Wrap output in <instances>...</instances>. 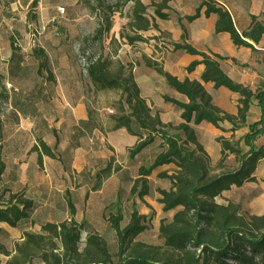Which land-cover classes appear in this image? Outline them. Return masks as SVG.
Returning a JSON list of instances; mask_svg holds the SVG:
<instances>
[{
	"label": "rangeland",
	"instance_id": "obj_1",
	"mask_svg": "<svg viewBox=\"0 0 264 264\" xmlns=\"http://www.w3.org/2000/svg\"><path fill=\"white\" fill-rule=\"evenodd\" d=\"M144 1L149 5L147 12L152 17L155 27L152 29V36L148 32L145 36L147 40L137 41L133 45L130 44L127 37H123L134 35L128 27V16L134 7V3L128 0H106L107 4L118 7L120 16L123 18L121 19L120 34L115 35V43L107 42L106 36H103L101 40L94 38V31L97 27V18L92 15L93 6H97L95 0H39L36 7L29 3L25 19L26 25L22 26L20 20V33H16L15 36H11L9 30L6 31V29H8V25L17 21H0V47L14 41L17 45L27 49L32 47L34 43L38 44L39 39L41 43L45 39L48 54L54 60L57 68H67L64 67L66 66L64 63L67 62L77 65L75 71L78 74L74 76L76 78L75 87L73 86L74 81H72L73 76L70 74L65 76L66 88L71 86L72 90L73 88L75 90L73 92L80 91L82 96L80 102L87 108L88 118L91 121V125L85 128L84 136L79 138L72 136V129L62 128L59 130L60 141L56 147V138L48 133L45 137L51 140L49 145L56 153V158L45 159L44 156L42 163H39L33 132L28 131V126L24 125L23 122L20 124H23L25 128L18 129L14 118L9 113L10 109H8L7 103L2 101L0 104V148L7 171L3 180L0 181V191L5 188L12 192L23 191L25 197L38 199L41 204L32 213V219L37 223L31 224L29 230L33 233L43 232L42 227H40L42 222L60 223L74 218L75 222L79 224L85 220V227L81 228L80 250L86 246L87 237L90 233H99L106 237L109 249L114 256V262H119L120 257L114 254L118 244L114 231L109 225L108 217L116 214L118 209L123 214L122 225L127 223L132 206L137 209L139 214L147 216L150 227L137 239L151 245L162 243L158 235L159 221L162 218L170 217V213L165 215L160 207L158 188H169L170 182L169 179L159 178L158 173H173L175 168L171 164L155 169L148 180V195H145L144 198H141L137 193H132V187L138 177V166L151 165L154 156L161 151L159 146L161 140L157 139L149 152L138 155L135 161L130 162V149L134 146L135 139L125 131L119 132L112 129L111 117L116 114V108L114 105L112 106V103L118 101L120 94L115 90L96 92L92 88L89 78L82 71L83 67L79 62L78 53L81 51L87 55V58L93 55L109 58L112 62V70H117L120 63L133 66L141 64L142 68L139 71L136 70V76L142 86L149 87V84L153 82L164 92L166 91L164 78L159 76L157 79H152L149 67L147 68L142 61L145 53L151 49V45L154 46L152 48V50H156L153 53L154 60H159L167 71L182 78L186 73V53L183 50L176 52L172 43H182L177 34L179 30L190 32L192 41H199L201 32L198 27L201 21L197 18L193 20L187 18L194 15L192 11L190 15L180 16L179 13L182 11L177 8H165L162 11L170 17L161 19L155 14V9L158 8L156 3L152 0ZM221 1L228 4L234 13L242 11L249 14L250 19L252 15H255L258 20L264 18V0ZM61 7L65 8L64 12L60 11ZM0 12L4 13L2 8H0ZM40 16H43L45 20V30L43 34L38 35L36 29ZM183 19V24L186 27L182 24ZM205 29L208 38H211L207 25H205ZM210 45L223 47L227 50L223 38H212ZM257 46L258 48L255 46L253 48L238 47L234 65L245 74L260 77V83L257 87L259 88L264 83V42L262 45L257 44ZM5 86L7 87V84ZM210 90L214 93V103L221 108L223 107V110L227 108V111L237 113L240 103L232 94L225 91ZM165 95L170 96V94ZM64 98L66 101L74 99L73 96L68 95ZM64 98L62 96L58 98V108L65 107ZM76 98L78 101L80 97L77 96ZM252 103L247 114L246 124L237 130H231L232 125L228 121L222 123L221 129L206 122L192 125L198 135L199 142L209 154L212 174H221L240 168L242 164L241 155L237 157L229 150H226L223 155V142L224 140L228 141L232 147L240 149L242 152L249 150V147L244 143V136L248 133V125L258 119L260 114L256 100L253 99ZM151 105L153 112L158 113L161 119L166 120L163 123L167 124L169 129L175 133L173 127L182 122L180 110L160 98H155ZM255 146H264V135L255 141ZM132 165L135 169H132L130 177L124 182L117 180L115 175L117 169L122 168V166L133 167ZM254 176H256L255 184L245 182L240 187H235L226 194L217 197L216 201L222 204H238L241 207L240 214L243 216L263 214L264 158L258 161ZM141 185L142 181L137 186V191L142 188ZM70 202L75 208L73 216L72 211H70ZM9 228H11L12 233L4 242L9 249L13 250L15 243L20 242L24 232L22 227ZM3 240L0 238V242ZM55 252L58 254L62 252L60 241H58V248ZM8 258V256L0 253V264H5ZM28 264L47 263L36 257ZM211 264L216 263L213 261Z\"/></svg>",
	"mask_w": 264,
	"mask_h": 264
},
{
	"label": "trees",
	"instance_id": "obj_2",
	"mask_svg": "<svg viewBox=\"0 0 264 264\" xmlns=\"http://www.w3.org/2000/svg\"><path fill=\"white\" fill-rule=\"evenodd\" d=\"M95 1L97 6H93V11L99 20L94 38L101 40L110 29V15L118 7L107 4L106 0ZM128 1L134 3L128 27L136 33L126 37L130 43L134 40L145 41L138 31H146L151 25L150 18L146 16L148 5L142 0ZM37 2L38 0H33L31 5L36 7ZM156 5V16L168 19L169 15L162 11L168 8V0H161ZM202 8H205V16L210 13L219 16L215 26L216 33H228L235 46L251 48L253 43L257 44L264 38V18L258 20L252 15L248 30L240 32L228 8L217 0H205L196 13L187 18H198ZM14 43H11L12 46ZM173 46L175 50L183 49L190 55L202 57L186 67L188 73H192L199 64L204 65L199 79H180L167 71L161 62L143 57L147 67L154 69L172 89L186 98L182 101L164 96L166 102L181 110L182 122L173 127L175 133L162 122L158 113L153 112L142 96L133 76V65L120 63L117 70H112L109 58L94 55L87 58V78L94 90H115L120 94V98L114 103L116 114L112 115V120L115 121V129L125 127L130 135L138 137L136 144L130 149V158H134L157 139L161 140V151L151 165L139 167L132 193L144 198L149 190L147 178L152 172L166 164L175 166L173 173L159 174V177L170 180L171 187L158 188V201L166 215L173 212L172 216L159 221L158 235L162 243L151 245L137 239L150 227L147 216L134 209L129 221L122 225L123 214L117 208V213L110 215L108 222L117 239L118 246L114 254L120 257L119 262L113 261L114 256L106 237L96 232L89 234L86 246L80 250V234L81 228L85 227V220L77 224L71 218L60 223L41 224L43 232L25 231L13 250L4 242L10 237L9 231L0 227V238L4 239L0 242V253L9 257L5 264H28L36 257L47 264H211L213 261L216 264H264V213L243 216L238 204L216 201L217 197L232 186L240 187L245 182L256 180L254 172L258 161L264 158V146H255V141L264 135V85L254 89L232 79L220 64L222 60L229 59L227 56L202 52L186 42H177ZM208 82H212L216 89L225 87L239 93L240 104L236 114L228 113L214 103L212 94L203 85ZM253 99L260 107L261 114L258 120L248 125V133L244 136V143L249 150L242 152L232 147L228 141L223 142V155L226 150L237 157L241 155L240 168L212 174L209 154L199 142L192 125L205 121L221 129L222 123L228 121L232 125L231 130H237L246 124ZM39 147L41 153L56 158L53 148L43 140H40ZM41 156L40 154V159ZM5 170L0 154V181ZM141 181L142 188L137 191ZM37 207L38 203L25 197L22 192H12L5 188L0 193V222H6L11 227H18L20 223L35 224L32 213ZM70 211L73 216L75 208L72 202ZM58 241L62 245V252L59 254L55 252Z\"/></svg>",
	"mask_w": 264,
	"mask_h": 264
},
{
	"label": "crops",
	"instance_id": "obj_3",
	"mask_svg": "<svg viewBox=\"0 0 264 264\" xmlns=\"http://www.w3.org/2000/svg\"><path fill=\"white\" fill-rule=\"evenodd\" d=\"M32 1L33 0H11V1L1 0L0 1V8H2V11L4 12V13L0 12V21L1 22L3 21L7 22V20L17 21V22L14 21V23H12L11 25H8V29H6V31L9 30V33L11 36L12 35L15 36L16 33H20L21 25L22 26L26 25L25 19L27 15V9L29 8V3L31 4ZM152 1H154L156 4L161 2V0H152ZM204 1L205 0H168V8H171V9L177 8L178 10L182 11V13L178 12L180 16L190 15L191 11L193 12V14H195L197 9L200 8L202 2ZM217 1L219 3L220 2L223 3L228 8L231 15H233L235 26L237 27V29H239L240 32L248 30L250 23H251L249 14H247L246 12H242V11L234 13V11H232V9L228 6V4L224 3L221 0H217ZM142 2L146 4L144 0H142ZM148 8H149V5H148ZM204 12H205V8H202L200 11L199 17L197 18V20L201 21V23L198 25L201 31L199 34V37H200L199 41H192L190 32L187 33L184 30L183 31L179 30V32L177 33L178 36L180 37V40L182 42H188L189 44L194 45L198 50L202 52H205L208 54L217 53V54H220L221 56L223 55V56L229 57V59H225L220 62L221 68L226 72V74H228L235 81L241 82L242 84L249 86L250 88L256 89L259 86L261 78L256 75L251 76L247 73L245 74V72L244 73L241 72L238 69V67L234 65V61L230 59V58L234 59L236 57L235 53L238 50V47H244V46H237V45L235 46L230 39V35L226 32L216 33L215 26H216V22L219 16L216 15L215 13H210L209 15L205 16ZM92 15H94L95 18H97V25H98L99 18L97 14L95 12H92ZM130 15H131V12L128 16L129 21L131 20ZM146 16L150 18L151 25L146 31H138V33L143 35L144 38L148 32H150V35L152 36V33H153L152 29L155 27V23L152 17L148 15L147 11H146ZM154 17L157 18L155 15ZM110 18H111L110 19L111 26H110V29L105 32L104 37L106 36L107 42L115 43L116 41L115 35L120 34L119 32L122 28L121 19L123 18H121L120 12L118 10L113 12L110 15ZM20 20H21V25L19 24ZM22 20L23 21L25 20L24 23H22L23 22ZM206 20H207V23H206ZM183 22H184V19L182 20V24ZM205 25H207V29L211 33V38L210 37L208 38ZM184 26L186 27V25ZM44 30H45V20L43 16H40L38 27L36 29L37 34L38 35H40V33L43 34ZM132 33L135 34L136 32L133 31ZM184 35H185V38H183ZM123 37H126V36H123ZM212 38H215V39L223 38L226 44L225 48L227 50H225L223 47L220 48V47H214L210 45V42H212ZM137 41H140V40H134L133 43ZM12 42L13 41H10L9 44H6L0 47V104L2 101L7 103L8 109H10L9 113H11V116L14 118V121L16 123V126H18V129L25 128L23 126L26 124L28 126L27 130L30 132H33L34 142L35 144H37L38 162L42 163V158L44 156H45V159L52 158L49 155L47 156L44 153H41V150L39 147L40 140H43L48 145L51 143V140H48V138L45 137L47 136L48 133H51L54 136V138H56V141H55V147H56L60 141V137L58 134L59 130H62V128L72 129L73 130L72 136L74 135V137L79 138V137L84 136L85 128L91 125V121L88 118L87 108L84 107V105L80 102L82 98L80 91L78 90L77 92H73L75 90L74 88L72 90L71 86L70 88L69 87L66 88L67 84H66L65 76H69L70 74H72L73 76L72 81H74L73 86L75 87L76 78H74V76L78 74L75 71V67L77 68V65L75 63L73 64V63L67 62V63H64L66 65L64 67H67V68H60V67L57 68L56 64H54V60L48 54L49 52H48V49L46 48L45 39L42 43L39 39L38 44L34 43L32 44V47H29L27 49L24 46L17 45L16 42L12 46L11 44ZM263 42H264V38H262L257 44L262 45ZM133 43H130V44L133 45ZM253 44L256 48H258L256 43H253ZM153 47L154 46L151 45V49H148V52L145 53L144 56L154 60L153 53L156 50L154 49L152 50ZM179 50H183V49H177L175 51L177 52ZM183 51L186 53V60H187L186 65L187 66L190 63H192V61L194 60L202 59L201 56L193 55V54L190 55L185 50ZM140 68H142L141 64L134 66L133 76H135V79L140 88L141 94L146 99V102L148 105L152 107L151 103L154 101L155 98H160L161 100H164V94H170V96L176 98L177 100H182V101L186 100L185 96L178 93L176 90L172 89L166 83L165 79H163L161 76L160 77L164 80L166 91L163 92V90L159 89L157 85L154 84L153 82L149 84V87H143L140 81L138 80V77L136 76V70L139 71ZM149 69L151 71L150 73H152L151 74L152 79L154 78L157 79L159 75L151 67H149ZM203 70H204V65L199 64L192 73H188L185 70L186 73L184 74V76L182 78L179 76V78L180 79L189 78L191 80L199 79L200 74ZM5 84H7V87L5 86ZM203 85H204V88L207 89L212 94L213 101H214V93L210 89L216 90L218 92H223V91L228 92L229 94H232V96L237 101H239V98H240L239 93L238 94L234 93L230 91L229 89H225V88L216 89L213 87L212 82L203 83ZM66 95L73 96L74 99L70 101H66L64 98ZM61 96L64 98V101L66 102L64 108H58V105H57L58 98H60ZM77 96L80 97L78 101L76 98ZM113 105L114 104L112 103V106ZM219 107L221 108V106ZM226 109L227 108H225L224 110L227 111ZM227 112L231 114H236L235 112H229V111ZM179 113H181V110ZM260 114H261V109H260ZM161 120L164 123L166 122V120H163V119ZM22 122L24 125L20 124ZM204 122L205 121L201 123H204ZM114 126H115V121H113L112 129L114 131H119V132L125 131L129 136H132L135 139V144H136L138 140L137 136L130 135L125 127H120V129H115ZM154 143L150 144V146L143 149V151L138 153L134 158H131L130 162L135 161L138 155H143L145 152H149L152 149L151 147ZM0 154H1L2 161H4L5 163V168H6L4 172V175H5L7 171V167H6V162L4 160L1 148H0ZM40 154L42 155L41 159L39 158ZM156 155L154 156V158L156 157ZM166 165H171V164H166ZM132 166L133 167L122 166V168L117 169L115 173V175L117 176V180H119L120 182L126 181L130 177V174L132 173V169H135L134 165ZM140 166L141 165H139L137 168V175H138V169ZM160 173H158V176ZM4 175H3V178H4ZM150 177L151 176H149L147 179L149 180ZM159 178L163 180L168 179V178H162V177H159ZM251 183L255 184L254 182H251ZM170 187H171V182H170L169 188ZM235 187L236 186H232L230 189L225 190L222 193V195L226 194V192L230 191L231 189ZM2 191H4V189ZM2 191H0V193ZM21 192L23 193V191ZM32 199L38 203V207H39L41 203L38 202V199L36 197ZM160 207H161V204H160ZM134 209L135 208L132 206L131 213L133 212ZM162 211H163V208H162ZM172 214L173 212L172 213L170 212L169 215L172 216ZM44 223H47V222H42L40 224H44ZM30 225L31 224L27 225L25 223H20L18 227H12V228L17 229L19 227H22L23 232H25L31 229ZM0 227L7 229L9 233H12L11 228H9L11 226H9L6 222L5 223L0 222Z\"/></svg>",
	"mask_w": 264,
	"mask_h": 264
},
{
	"label": "built area",
	"instance_id": "obj_4",
	"mask_svg": "<svg viewBox=\"0 0 264 264\" xmlns=\"http://www.w3.org/2000/svg\"><path fill=\"white\" fill-rule=\"evenodd\" d=\"M60 11L64 12L65 11V8L64 7H61L60 8ZM78 56H79V62L82 64V67H83L82 68V71L87 76V69L89 67V63L87 61V55H85L84 53H82L81 51H79ZM111 112H114V111L111 110Z\"/></svg>",
	"mask_w": 264,
	"mask_h": 264
}]
</instances>
